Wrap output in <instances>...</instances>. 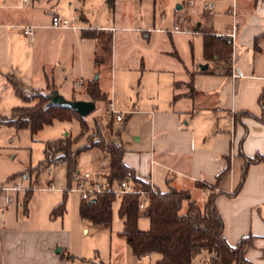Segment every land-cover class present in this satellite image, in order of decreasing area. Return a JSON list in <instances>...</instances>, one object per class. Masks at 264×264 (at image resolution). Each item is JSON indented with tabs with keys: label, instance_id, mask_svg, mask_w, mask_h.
Returning a JSON list of instances; mask_svg holds the SVG:
<instances>
[{
	"label": "crops",
	"instance_id": "obj_1",
	"mask_svg": "<svg viewBox=\"0 0 264 264\" xmlns=\"http://www.w3.org/2000/svg\"><path fill=\"white\" fill-rule=\"evenodd\" d=\"M93 1L0 0V74L6 79L13 75L25 89L48 92L56 89L69 95L63 94L67 99H76L73 97L76 86L82 87L86 94L85 85L92 78L97 77L101 87L100 67L107 68L110 53H103L101 41L93 35L102 31L113 40L119 27L145 34V30L133 25L132 19L137 13L144 27L154 24L155 5L153 0H129L119 14L116 6L120 0H114L110 6L112 13L102 0L97 17ZM193 10V14L203 13L194 22L196 30L201 25L197 31L202 37V57V29L222 35L231 42L230 71L228 64L205 61L204 57L203 63L184 67L181 79H175L173 70L164 69L169 77L162 78V84L159 80L160 90L140 110L124 113L123 120L127 116L129 125L123 131L133 133L134 143L120 137L126 149L123 162L153 187L161 191L170 188L187 191L199 205L212 191L217 193L215 206L223 220L226 241L235 245L243 237L253 235L254 246L246 257L252 264H264V161L248 166L241 188L233 194L240 182L244 156L264 154V123L250 116L234 117L242 111L254 116L261 114L258 97L264 91V0H217L212 12H202L198 7ZM52 14L75 17L79 25L89 28L75 31L52 28ZM233 23L237 30L231 39L226 33ZM24 25L34 26L33 40L24 35ZM86 40L90 42L87 45ZM86 51L92 69L74 67V62L77 66ZM101 54L103 61L96 65L95 57ZM203 64L216 71H203L200 68ZM88 71L90 75L97 73L83 80ZM102 91L107 94L106 101L112 103L110 92ZM79 99L91 100L89 95ZM95 155L94 160L90 157L80 160V156L78 170L101 175L98 172L101 160L98 153ZM82 162H86L85 168H81ZM71 184L67 182V187ZM66 197L67 192L65 202ZM57 201L45 199L33 208L27 194L22 202L17 195L6 213L0 214V264H74L79 259L68 251L71 228L64 225V213L50 216ZM2 202L0 196V205ZM58 218L61 222L56 226ZM82 231L88 233L87 226ZM127 246L130 263L151 259L152 255L138 259ZM155 257L156 260L158 255ZM194 264H204L203 258L197 257Z\"/></svg>",
	"mask_w": 264,
	"mask_h": 264
},
{
	"label": "rangeland",
	"instance_id": "obj_2",
	"mask_svg": "<svg viewBox=\"0 0 264 264\" xmlns=\"http://www.w3.org/2000/svg\"><path fill=\"white\" fill-rule=\"evenodd\" d=\"M101 1H93L97 17L100 16L102 9ZM128 1L120 0L122 3L118 2L116 13L122 14L124 9L122 6H125L124 3ZM138 1L136 0V2ZM153 1L155 5L154 24L151 22L148 27H144L136 13L132 23L138 29L145 30V34L137 29L123 30L119 27L114 32L108 66L106 69L100 67L101 88L110 92L111 102L114 104L112 109L115 111L127 113L132 110H140V106L148 103L149 98L160 90L163 80L169 77L167 76L168 72L163 71L164 69L173 70L175 79H181L184 67L192 68L197 63H203L202 37L199 32L177 33L173 31L178 17H185L181 24L184 28L188 24V19L190 26L195 27L194 22L197 16H202L203 13L193 14V7L187 5V0ZM103 2L107 11L112 13L108 0H103ZM178 6L182 8L179 9ZM216 28L218 29V27ZM106 35L105 33L97 34L101 40H104ZM88 42L86 40V45ZM75 64L76 62L73 64L74 67L81 66L84 70L92 69L87 51L83 53L80 61L78 60L77 66ZM89 72L82 76L83 80L85 76L94 77L97 73L95 71L90 75ZM159 80H162L161 84ZM69 82L73 85L71 79ZM76 90L73 93L74 98L79 99L87 96L83 93L82 87L76 86ZM63 94L69 96L66 93ZM23 104V100L15 94L8 79L0 74V184H12L13 181L21 180L23 187L30 189L27 190L28 192L26 189L19 192V201L22 202L27 194L33 203V208L36 207V203L45 199L58 200V203L63 198V190L67 187L68 182L65 164L58 163L40 170H36L35 165L43 157L44 141L56 139L65 133L78 134L81 130L80 122L77 120L55 122L50 126H45L36 134H31L29 129H17L2 123L11 115L12 107ZM113 117L109 101H96L95 109L86 117L89 132L92 131V127L97 126L107 139L118 140L106 127L107 122L113 120ZM126 119L127 116L122 122L114 120L113 131L121 129L123 125H129V120ZM121 139L134 143L132 132L127 134L122 130ZM93 151L94 153L83 152L80 155V160H87L89 157L94 160L97 151ZM85 167L86 162H82L81 168ZM103 170L98 168L99 173H102ZM51 184L54 189H47ZM80 202L81 199L77 192L67 191L64 225L68 229L71 228L68 251L79 257L74 264H135L129 262L128 246L124 237L120 235L123 223L117 212L119 199L117 198L113 203L112 218L108 224H92L86 220L81 222L79 218ZM60 222L61 220L58 218L57 224L54 225L59 226ZM84 225L87 226L88 233H83ZM138 225L141 229H147L148 219L141 216ZM155 255L153 254L150 260L142 259L140 264H153Z\"/></svg>",
	"mask_w": 264,
	"mask_h": 264
},
{
	"label": "trees",
	"instance_id": "obj_3",
	"mask_svg": "<svg viewBox=\"0 0 264 264\" xmlns=\"http://www.w3.org/2000/svg\"><path fill=\"white\" fill-rule=\"evenodd\" d=\"M113 2L114 0H108L109 6H112ZM200 26V24L197 26V30ZM202 33L205 61H222L225 66L228 64L230 71V40L222 35L213 34L207 29H202ZM99 34L104 32L101 31ZM93 37L101 41L100 47L103 53L109 54L111 36L106 35L104 40H101L100 36L93 35ZM102 61V54L95 57L96 65H100ZM203 71L213 73L216 70L207 67ZM7 79L24 104L12 107L11 115L2 123L17 129H29L31 134H36L55 121L77 120L81 125V130L76 135L66 134L60 138L45 141L43 157L35 165L36 170L63 163L67 168V181L70 184L73 173L79 168L80 155L83 152L95 150L100 156V170L104 169L100 174L109 185H116L129 178L134 187L145 192L143 196L138 193L115 195L105 192L94 200L81 199L79 204L81 219L92 224L110 223L112 206L118 198L117 212L123 223L120 235L124 237L133 255L138 259L156 254L158 258L153 264H194L197 257H202L204 264H252L246 254L253 248L255 237L248 235L235 245L228 244L223 236V220L215 206L217 193L212 191L207 200L199 205L187 191L175 188L161 191L153 187L148 181L137 177L134 171L123 162L126 149L120 137L124 125L121 129L113 131L115 117L107 122L106 127L118 140H109L97 126L92 127V131L89 132L87 118L76 111L59 105H48V91L25 89L13 75H8ZM189 84L191 86V83ZM85 93L94 101L107 100V94L102 91L97 78H92L86 83ZM258 103L261 108L259 116L242 111L234 117L250 116L264 123V91L259 95ZM260 161H264V154L244 156L240 182L233 194L241 188L248 166ZM224 172H221L218 178L222 177ZM203 186L208 187L206 184ZM140 202L145 203L143 209L139 208ZM64 211L65 192L63 199L52 209L50 216H61ZM141 216L148 219L147 229L139 228L138 222Z\"/></svg>",
	"mask_w": 264,
	"mask_h": 264
},
{
	"label": "built area",
	"instance_id": "obj_4",
	"mask_svg": "<svg viewBox=\"0 0 264 264\" xmlns=\"http://www.w3.org/2000/svg\"><path fill=\"white\" fill-rule=\"evenodd\" d=\"M216 2L217 0H187V5L193 8L198 7V9H200L202 12H212L216 8ZM184 20L185 17H178L173 26L174 32H198L194 27L190 26L189 19L188 24L184 28L183 25H181ZM50 26L56 29H71L74 31L89 28L88 26L79 25L78 20L75 17H68L60 14H52L50 19ZM236 30V23H233L230 31L226 33V35L231 39H234V37L236 36ZM22 31L25 36H27L30 40H33L35 35L34 26L24 25L22 26ZM109 107L114 114L115 119L117 121H122L124 118V113L122 111H115L114 109H112V103H109ZM25 189L27 191L30 188H24L21 180L13 181L12 184H0V196L3 199V202L0 205V214L2 216L6 213L8 205L16 201L19 192ZM47 189L53 190L54 187L51 184L49 187H47ZM63 191H75L79 194L82 200L86 201L93 200L105 192H109L115 195L138 193L143 196L145 194L144 191L134 187L129 178L121 181L116 185H109L102 175L93 174L88 170L75 171L72 175V184L66 187ZM144 206L145 203H139L140 209H143Z\"/></svg>",
	"mask_w": 264,
	"mask_h": 264
},
{
	"label": "water",
	"instance_id": "obj_5",
	"mask_svg": "<svg viewBox=\"0 0 264 264\" xmlns=\"http://www.w3.org/2000/svg\"><path fill=\"white\" fill-rule=\"evenodd\" d=\"M180 8V6H178ZM206 64L200 65L203 70L206 68ZM97 78V77H95ZM48 105H59L64 108H70L76 111L82 117L88 116L95 109L94 100H84V99H67L62 94H60L56 89H52L47 93ZM94 200V199H93ZM60 248L56 249L58 252Z\"/></svg>",
	"mask_w": 264,
	"mask_h": 264
}]
</instances>
